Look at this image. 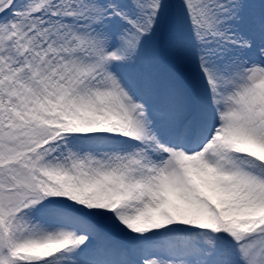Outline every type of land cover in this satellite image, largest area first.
Here are the masks:
<instances>
[{"label":"snow or ice","instance_id":"obj_1","mask_svg":"<svg viewBox=\"0 0 264 264\" xmlns=\"http://www.w3.org/2000/svg\"><path fill=\"white\" fill-rule=\"evenodd\" d=\"M0 264H264V0H0Z\"/></svg>","mask_w":264,"mask_h":264}]
</instances>
